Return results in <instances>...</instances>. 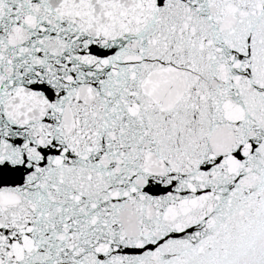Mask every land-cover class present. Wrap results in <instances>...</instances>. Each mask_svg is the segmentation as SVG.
Wrapping results in <instances>:
<instances>
[{
  "label": "snow or ice",
  "instance_id": "snow-or-ice-1",
  "mask_svg": "<svg viewBox=\"0 0 264 264\" xmlns=\"http://www.w3.org/2000/svg\"><path fill=\"white\" fill-rule=\"evenodd\" d=\"M0 264H264V0H0Z\"/></svg>",
  "mask_w": 264,
  "mask_h": 264
}]
</instances>
